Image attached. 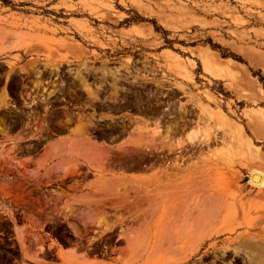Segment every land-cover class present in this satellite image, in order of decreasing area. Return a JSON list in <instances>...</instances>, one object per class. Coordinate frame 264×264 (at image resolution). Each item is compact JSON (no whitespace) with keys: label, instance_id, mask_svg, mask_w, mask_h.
Returning <instances> with one entry per match:
<instances>
[{"label":"rangeland","instance_id":"374dc122","mask_svg":"<svg viewBox=\"0 0 264 264\" xmlns=\"http://www.w3.org/2000/svg\"><path fill=\"white\" fill-rule=\"evenodd\" d=\"M0 48V264L260 263L264 0H0Z\"/></svg>","mask_w":264,"mask_h":264},{"label":"bare ground","instance_id":"6f19581e","mask_svg":"<svg viewBox=\"0 0 264 264\" xmlns=\"http://www.w3.org/2000/svg\"><path fill=\"white\" fill-rule=\"evenodd\" d=\"M84 4V3H83ZM15 45H16V43H15ZM16 46H20V45H16ZM21 47V46H20ZM2 48V47H1ZM0 48V49H1ZM19 48V47H18ZM4 49H5V47H4ZM3 49V50H4ZM7 49V48H6ZM1 51H2V49H1ZM0 51V52H1ZM170 53V52H169ZM171 55H174V54H171ZM175 57V56H174ZM177 57V56H176ZM176 57H175V59H176ZM179 57V56H178ZM201 67H202V70H203V72H205V73H207V74H209L210 76H213L214 78H215V76L217 77V75H215L214 76V74L215 73H213V70H211V66H210V62H209V60L207 59V58H205V57H202L201 58ZM78 72V71H77ZM116 73H117V71H116ZM219 74V73H218ZM218 77H220V75H218ZM180 90L182 91V89L180 88ZM87 91H88V93L89 94H92L91 92H90V90L87 88ZM185 92V91H184ZM221 118H223V117H220V119ZM224 119V118H223ZM223 119H221V120H223ZM87 124L88 125H90L91 124V121H88L87 122ZM78 127V129H79V127H80V125L79 126H77ZM76 127V128H77ZM84 147V146H83ZM83 147H82V145H80L79 143H77L76 142V144H73L72 145V147H70V148H67L65 151V153H63L64 154V156H66V154H75V153H79V154H81V153H84V150H83ZM86 147V146H85ZM87 148V147H86ZM85 149V148H84ZM94 150V151H93ZM98 150V149H97ZM96 150V148L94 147V148H91L88 152H86V154H89V155H92V153L93 152H95V151H97ZM83 151V152H82ZM99 152H100V150H98ZM102 151V150H101ZM98 153V152H97ZM101 153V152H100ZM99 155V154H98ZM97 159H102V158H98L97 157V154L96 155H94ZM100 156V155H99ZM95 157H91L90 159L91 160H93L94 159V161H95ZM101 157V156H100ZM62 158V157H61ZM60 158V159H61ZM88 159H89V157H87ZM86 158V159H87ZM66 159H69V158H66ZM87 159V160H88ZM89 159V161H91ZM96 159V160H97ZM92 163H94V162H92ZM91 163V164H92ZM96 164H98V160H97V163ZM55 171L56 172H66V171H68L69 170V168L71 167V165H70V162H68V161H66L65 159L63 160V158H62V160H59V161H57L56 162V164H55ZM263 175H261V173L259 172V171H254V170H252V173L250 174V178H249V180H248V182H249V184L250 185H252L253 187H261L263 184H264V182H263ZM90 213V214H88V212ZM86 212H87V217L88 218H94V213H93V210H91V212H90V210H86ZM258 242V241H257ZM252 247V246H251ZM255 247V246H254ZM256 248H257V250L255 251L257 254H256V256H254V257H249V259L250 260H253V259H256V261H258V262H260V263H263L264 262V242H261L259 245H257L256 246ZM252 249V248H251ZM68 250H70V249H67L66 251H68ZM251 251V250H250ZM246 252V251H245ZM247 253V252H246ZM248 254V253H247ZM178 260H180V258H178V259H175L174 261H172V263H174V264H177L179 261ZM171 263V264H172ZM259 263V264H260Z\"/></svg>","mask_w":264,"mask_h":264},{"label":"flooded vegetation","instance_id":"af4514ba","mask_svg":"<svg viewBox=\"0 0 264 264\" xmlns=\"http://www.w3.org/2000/svg\"><path fill=\"white\" fill-rule=\"evenodd\" d=\"M103 92H105V90H103ZM110 92H108V94H109ZM106 97H108V95H104L103 96V98L102 99H100V100H98L97 101V104L99 105V106H101V107H105V108H110V106L112 107V106H114L115 105V100L113 99V98H110V97H108V99H105ZM70 99H72V98H70ZM63 101H65L66 102V105L65 106H61V107H65V108H67L68 106H72V108H74V107H77L78 105L77 104H74V103H72L71 101H69V100H64V99H62ZM121 102H123L122 100L120 101V103Z\"/></svg>","mask_w":264,"mask_h":264},{"label":"crops","instance_id":"0c3cea01","mask_svg":"<svg viewBox=\"0 0 264 264\" xmlns=\"http://www.w3.org/2000/svg\"><path fill=\"white\" fill-rule=\"evenodd\" d=\"M199 240H201V239H199ZM200 243H201V242H200ZM189 252H190V251H189ZM190 253H191V252H190ZM186 255H187V258L190 256V254H188V253H187ZM187 258H186V259H187Z\"/></svg>","mask_w":264,"mask_h":264}]
</instances>
